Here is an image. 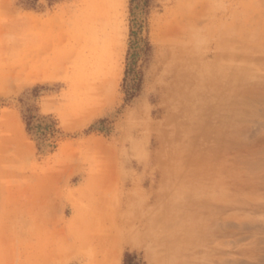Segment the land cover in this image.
I'll return each instance as SVG.
<instances>
[{
	"label": "rangeland",
	"instance_id": "1",
	"mask_svg": "<svg viewBox=\"0 0 264 264\" xmlns=\"http://www.w3.org/2000/svg\"><path fill=\"white\" fill-rule=\"evenodd\" d=\"M127 253L264 264V0H0V264Z\"/></svg>",
	"mask_w": 264,
	"mask_h": 264
},
{
	"label": "trees",
	"instance_id": "2",
	"mask_svg": "<svg viewBox=\"0 0 264 264\" xmlns=\"http://www.w3.org/2000/svg\"><path fill=\"white\" fill-rule=\"evenodd\" d=\"M47 118L48 117L44 116L43 119H47ZM26 125L28 132L37 133L42 136H45L46 134L55 135L60 132V129L57 127L56 121L33 126V116H28V118H26ZM34 129H36V131H34ZM125 264H146V263L142 259L138 258L136 255L127 253L125 256Z\"/></svg>",
	"mask_w": 264,
	"mask_h": 264
},
{
	"label": "bare ground",
	"instance_id": "3",
	"mask_svg": "<svg viewBox=\"0 0 264 264\" xmlns=\"http://www.w3.org/2000/svg\"><path fill=\"white\" fill-rule=\"evenodd\" d=\"M109 12L112 13V14H110L111 18H114V15L117 13V9H116V8H113V9H111ZM111 18L106 19V20L102 23V24H103L102 26L110 28L111 32H115V29H116L117 27H116V25H115V21L112 22V21H111ZM113 25H114V28H113ZM102 30H103V29H102ZM114 250H115V249H113V251H114ZM116 250H117V249H116ZM115 263H116V262H115Z\"/></svg>",
	"mask_w": 264,
	"mask_h": 264
},
{
	"label": "crops",
	"instance_id": "4",
	"mask_svg": "<svg viewBox=\"0 0 264 264\" xmlns=\"http://www.w3.org/2000/svg\"><path fill=\"white\" fill-rule=\"evenodd\" d=\"M107 178V177H106ZM113 179V178H112Z\"/></svg>",
	"mask_w": 264,
	"mask_h": 264
}]
</instances>
